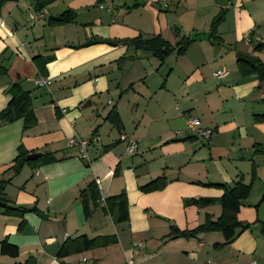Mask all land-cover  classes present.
<instances>
[{
  "label": "crops",
  "instance_id": "crops-1",
  "mask_svg": "<svg viewBox=\"0 0 264 264\" xmlns=\"http://www.w3.org/2000/svg\"><path fill=\"white\" fill-rule=\"evenodd\" d=\"M227 1L41 0L37 7L36 0H10L0 7V112L19 82L37 118L27 130L23 118L0 126V180L10 179L4 192L12 205L45 215H6L0 206V242L19 249L12 257L0 246V264H264L257 208L264 195V83L255 70L264 64V0ZM67 9L77 13L74 21H52ZM36 12L43 17L35 20ZM156 35L172 45L182 37L192 43L161 61L130 41ZM218 69L228 70L225 79L213 75ZM38 76L51 83L37 85ZM114 108L120 127L107 119ZM190 114L215 130L210 139L187 128ZM72 137L91 141L87 160L78 144L69 145ZM124 138L137 140L133 154ZM20 150L43 152L45 163H26L14 175ZM245 151L253 152L250 159ZM162 174L163 189L140 190ZM92 179L104 198L126 192L127 221L102 206L86 219L79 195ZM239 180L250 193L238 219L250 227L229 246H217L225 241L218 230L170 238L207 216L216 220L224 190L214 184ZM81 235L109 242L66 253V242ZM136 241L145 248L135 250Z\"/></svg>",
  "mask_w": 264,
  "mask_h": 264
},
{
  "label": "trees",
  "instance_id": "trees-1",
  "mask_svg": "<svg viewBox=\"0 0 264 264\" xmlns=\"http://www.w3.org/2000/svg\"><path fill=\"white\" fill-rule=\"evenodd\" d=\"M7 1L10 0H0V7ZM41 0H36L37 7L40 6ZM136 1V0H135ZM138 5V3H136ZM77 13L73 9H67L63 13L59 14L57 17L53 18L52 21L56 23H68L76 19ZM224 19V14L221 13L218 15L211 28L212 35L216 32L217 26ZM128 39L124 40H107L108 43L120 44L128 42ZM137 44L138 47L144 48L148 51H151L155 56H157L161 61H163L170 53L176 52L177 55H183L188 50L190 44L192 43L191 38L182 37L180 38L175 45L165 41L160 35H156L153 38L142 39L140 37L130 40ZM255 70L259 73L261 82L264 83V64L260 63L255 66ZM12 99L9 102L8 106L0 112V126L4 123H10L17 119L23 118L24 120V129H30L34 127L37 123V118L33 111V102L31 93L27 90H24L19 82H16L11 87ZM107 119L114 124L116 127L121 126L120 116L117 110L114 108L109 113ZM28 153L21 151L14 161L12 166V171L14 175L18 174L22 167L28 163H45V155L38 160L28 161ZM59 158L52 155L49 160L55 161ZM89 165V163H87ZM10 182V179H1L0 180V202H3L1 210L6 215H24L27 212H35L39 215L45 216L37 207L32 208H23L14 206L10 201L5 197V188L6 185ZM168 180L165 175L162 174L146 184L140 185V190L142 192L148 193L163 189ZM220 188H223L224 193L220 198V204L222 206V213L216 219H212L207 216L206 221L203 224L198 225L197 227L189 230H179L176 229L170 233V238L176 237H194L200 232H208L213 230L221 231L224 234L225 241L221 244H218V247H227L229 246L238 235L246 228L250 227L249 223L241 222L238 219V213L241 209L242 201L246 199L250 193V185L245 184L242 180L235 182L233 185L229 184H214ZM80 200L83 205L84 215L86 219H89L94 209L99 206H102V209L106 213H110L115 216L117 222L127 221L129 219V203L127 194L125 191L121 192L118 195L110 196L103 198L98 182L95 179H92L85 189L80 192ZM203 201V200H201ZM200 199H195L192 202L199 203ZM264 202V195L262 201ZM260 207V204L257 205V208ZM260 222V221H258ZM262 224V234L264 235V222ZM109 242V236H98L90 238L86 235H81L75 239H69L65 246L64 251L69 252H82L84 250L94 249L100 246H105ZM1 253L5 255H10L12 257H17L19 255V249L16 245L8 243L6 239L0 242ZM71 246L74 249H71ZM63 252V251H62ZM61 252V253H62ZM19 264H24L21 262Z\"/></svg>",
  "mask_w": 264,
  "mask_h": 264
},
{
  "label": "built area",
  "instance_id": "built-area-1",
  "mask_svg": "<svg viewBox=\"0 0 264 264\" xmlns=\"http://www.w3.org/2000/svg\"><path fill=\"white\" fill-rule=\"evenodd\" d=\"M100 7L106 8L109 11H113V8L111 6H106L104 3L100 4ZM41 17H43V14L40 12H36L34 14V19L38 20ZM228 70L227 69H218L213 72V75L217 78L220 79H225V77L228 75ZM51 83L50 79H47L43 76H38L36 78V84L39 86L43 85H48ZM64 112L66 113V110L64 109ZM187 128L192 131L193 133L205 138V139H210L212 135L215 133V130L213 128H204L201 125L200 119L193 114H190L187 117V122H186ZM125 141L127 142V147H128V152L133 154L136 151V148L138 146L137 140L134 139H128L124 138ZM91 141L88 139H77L76 137H72L69 140V145L70 146H75L78 144L80 146V157L87 160L88 159V147L90 145ZM104 198V197H103ZM146 244L144 241H136L133 243V248L137 251L143 250L145 248Z\"/></svg>",
  "mask_w": 264,
  "mask_h": 264
},
{
  "label": "water",
  "instance_id": "water-1",
  "mask_svg": "<svg viewBox=\"0 0 264 264\" xmlns=\"http://www.w3.org/2000/svg\"><path fill=\"white\" fill-rule=\"evenodd\" d=\"M217 1L221 5H227L228 4L227 0H217ZM89 43H93V41L91 40ZM244 57L247 61L251 62V64L254 65L256 63V58H254L252 56H246V55H244ZM91 104H92V101L88 100L87 102H85L84 106H90ZM43 155H44L43 152H39V151L32 152V153L27 155V160L33 161V160L39 159ZM243 155L246 159H250L253 155V152L252 151H245L243 153ZM2 205H3V202H0V206H2ZM258 218H259L260 222H264V202H262L260 204V207L258 208Z\"/></svg>",
  "mask_w": 264,
  "mask_h": 264
},
{
  "label": "rangeland",
  "instance_id": "rangeland-1",
  "mask_svg": "<svg viewBox=\"0 0 264 264\" xmlns=\"http://www.w3.org/2000/svg\"><path fill=\"white\" fill-rule=\"evenodd\" d=\"M103 101V100H102ZM106 107H108V106H106ZM198 117V116H197ZM199 118V117H198ZM33 161H35V160H33Z\"/></svg>",
  "mask_w": 264,
  "mask_h": 264
}]
</instances>
